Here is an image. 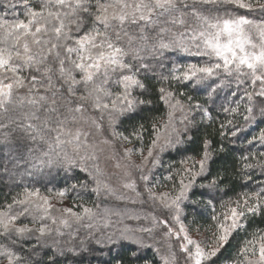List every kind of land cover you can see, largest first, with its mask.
Returning <instances> with one entry per match:
<instances>
[{"label":"snow or ice","instance_id":"obj_1","mask_svg":"<svg viewBox=\"0 0 264 264\" xmlns=\"http://www.w3.org/2000/svg\"><path fill=\"white\" fill-rule=\"evenodd\" d=\"M220 2L247 12H258L261 18L231 13L205 15L196 7L197 3L208 5ZM18 3L24 10L25 19L0 17V112L6 113L10 107L22 108L26 104L29 110L23 113L24 123L17 126L29 139L47 146L36 157L39 163L62 167L66 172L74 168L87 172L95 182L92 191L97 196L102 192L111 196L115 192L100 179L99 165H89V161L98 159L95 145L87 143L89 132L76 125L81 121L85 124L90 121L97 130L101 128L96 118L86 115L88 107H91L100 113V120L107 118L114 137L130 142L128 136L116 131V126L133 119L153 104L146 83L148 77L142 79L139 75L141 71L155 72L154 67L146 62L149 58L159 61L166 52L205 58L202 63L174 66L170 75L161 79L170 85L178 82L183 87L191 86L193 90L203 89L208 100H212L219 90L230 87L233 81L237 88L246 85L235 107H224L223 111L235 116L246 100L245 125L257 122L254 98L259 97L264 103V0H192L191 4L188 0H39L38 6L33 4V0H18ZM16 6L11 3L6 5L8 8ZM188 18H192L193 23H189ZM72 26H75L76 32L82 31L83 34L73 35ZM177 27L184 30L177 31ZM129 56L131 61L127 59ZM25 72L29 75H24ZM113 84L118 86V91L110 90ZM81 86L83 91H80ZM25 88L27 95L20 96L19 90ZM156 91L159 93L158 100L167 108L166 120L160 124L155 120L152 123L153 138L147 155L139 150L142 159L136 167L141 171L143 165L149 162L153 167L159 163V156H154V152H163L183 143L184 134L190 126H195L194 111L202 113V120L212 119L210 110L200 103L185 106L171 87L161 86ZM236 94L232 92L233 96ZM179 95L183 97L185 93L180 92ZM188 100L191 101L192 97L188 96ZM178 111L183 114L180 119L183 129L176 126ZM40 112H43V117ZM259 116L264 118V106L259 108ZM220 127L232 129L229 133L221 131L222 137L226 134L236 137L246 130L235 125L232 119L221 123ZM139 128L134 130L133 135L142 140L144 125ZM255 141L264 145V128L247 143ZM211 143L208 139L204 140L199 160L189 157L181 161L182 165L188 166L180 174L178 189L173 186L172 192L157 194L153 191L154 185L148 187L149 176L141 175L149 198L159 201L164 209L174 211L172 220L179 229L176 231L167 220L152 216L153 228L124 227L107 235V243L117 246V257L113 258L115 264H139L144 259V250L153 247L146 243L142 234L147 233L151 237L154 228L161 225L167 229L165 237L180 241L179 250L184 254L185 264H215L233 234L245 228L247 218L264 213V188L244 192L235 200L229 198L222 202L223 211L212 216L215 224L210 243L202 244L189 236L180 218L182 204L190 199L197 178L205 176L210 170L213 157ZM220 150L223 151V148ZM131 152L132 149H125V156ZM260 156L264 157V152ZM250 158L257 159L255 154L240 157L244 161L242 169L245 172L255 167L264 170V159L252 164L247 162ZM189 160H192L190 165ZM125 176L130 177V173L125 172ZM246 178L251 179L250 176ZM222 180L223 177L213 178L207 185L200 186L215 188ZM79 186L87 187L84 183ZM122 186L137 197L141 195L133 179L129 178ZM76 188L77 184L55 192L49 188V194L45 195L39 188L25 187L22 193L13 197L12 202L0 210V237L11 239L15 245L18 239L34 236L36 243L32 245L31 253L38 255V249L50 247L52 254L45 251L47 261L43 258L26 259L14 248L0 245V258L7 264H58L57 257L65 256L66 251L79 255L75 248H60L59 241L54 238L49 245L48 238L53 228L45 223L51 221V224L57 225L56 235L62 236L60 226L69 227V218L78 222L85 217L90 220L96 218L97 213L83 205L80 212L73 211L72 207L54 208L51 203L53 197L58 203H63L68 193ZM116 199L124 197L116 196ZM132 202L135 203V200ZM209 203L212 201L209 200ZM15 208L20 210L14 211ZM53 211L60 212L61 216L52 215ZM104 213L105 226L111 215H120L109 209H105ZM26 214L32 217L33 227L18 224ZM129 219L140 217L130 216ZM96 243L103 245L104 240L98 239ZM168 249V254L161 255V264H177V256L170 243ZM121 252L127 253L126 260ZM156 252L160 253L159 248ZM144 264H151V261L145 259ZM228 264H264V231L253 232Z\"/></svg>","mask_w":264,"mask_h":264},{"label":"trees","instance_id":"obj_2","mask_svg":"<svg viewBox=\"0 0 264 264\" xmlns=\"http://www.w3.org/2000/svg\"><path fill=\"white\" fill-rule=\"evenodd\" d=\"M188 2L191 4L192 0H188ZM10 3L17 4V6L15 8L6 7ZM38 3L39 0H33L35 6H38ZM196 7L205 15L223 16L226 13H231L233 15H247L254 19L261 18L258 12L249 13L244 9H239L234 5L223 2L208 5L197 3ZM0 17L8 20L26 18L23 8L19 6L18 0H0ZM188 19L189 23H193L192 18ZM175 30L183 31L184 29L177 27ZM72 31L73 35L83 34L82 31L79 33L76 32L75 26H72ZM142 55H146V53H142ZM127 59L131 61V56ZM204 59L196 55H185V53L181 52H166L159 61L151 58L147 59L146 62L154 67L155 72L144 73L141 71L139 75L142 79L145 76L148 77L146 83L149 85V98L153 100V104L133 119L126 120L123 124H118L116 131L129 137L130 142H126L132 146V149L146 151L153 138L152 123L155 120V122L160 124L166 118L167 108L163 102L158 100L159 93L156 91L161 86L171 87L176 92V97L181 99L185 106L200 103L203 107L210 110L212 117L210 121L202 120V113L194 111L195 126H190V130L184 134L183 143L162 152L159 159L160 163L155 167L156 175L150 174L148 181L152 183V186H155L154 188L163 187L165 189L168 188L169 191L171 187L175 186L178 189L180 174L183 168L188 166L182 165L181 161L189 157H192L194 160H199L203 151L204 140H210L212 142L211 150L213 152L212 161L209 165L210 170L205 176L197 178L196 186L193 189L190 199L182 204V222L186 228L191 231L199 230L209 235L214 231L215 222L212 220V216L223 211L221 208L222 202L228 201L229 198L235 200L241 193L258 191L264 188V170L255 167L245 172L242 169L244 161L240 159L241 156H251V154H255L257 159L253 160L250 158L247 161L248 163L257 164L259 160L264 159V157L260 156V153L264 152V145L259 141H255L252 144L247 143L252 136L258 135L259 131L264 128V118L259 116V108L264 106V103L261 102V98H254V111L257 116V122L245 125L243 116L245 114L244 104L247 103L246 100L241 103L239 113L235 116L225 113L223 108L235 107V102L243 96L246 85H241L237 88L233 81L230 87L224 88V92L221 89L212 100H208L207 92L203 89L193 90L191 86L183 87L178 82H172L170 85L161 79L163 76H169L174 66L202 63ZM132 62L134 64L137 63L136 61ZM23 74L26 76L29 75L28 72ZM117 89L118 86H114L113 90L117 91ZM80 91H83L82 86ZM180 92H184L185 95L181 97L179 95ZM232 92H236V96H233ZM18 94L20 96H26L27 89L19 90ZM188 96L192 97L191 101L188 100ZM28 110L29 108L25 104L22 108L10 107L6 113L0 112V210H3L6 204L11 203L13 197L22 193L25 187L29 189L39 188L42 193L49 194V188L55 192L64 188H70L72 184H77V188L68 193L67 199L71 201L70 203H77L79 206L83 205L84 207L88 206L92 208L97 213V216L94 220L85 217L82 221H74V225H69L68 229L60 226L63 235L57 236L56 232L53 231L48 238V244L51 245L52 239L54 238L59 241L60 248L65 250L67 248H75L79 253V255L74 256L72 253L66 251L65 256L57 257L58 264H106V262L108 264H115L113 258L117 257V246L108 244L105 238L107 235L124 228L120 224L126 221L125 214L137 216L141 207L134 206L135 204L129 202L115 203L113 200L97 196L92 191L95 187L94 180L87 175V172H81L79 168H74L66 172L62 167H48L46 164L41 165L36 157L40 156L41 152L45 151L47 146L42 142L32 141L17 126L18 124L24 123L23 113ZM87 112H90V110L88 109ZM94 112L96 113V111ZM39 115L43 117V112H40ZM228 119H232L235 125L241 126L246 130L242 131L236 137H232L229 134L222 137L220 135L221 131L229 133L232 130L231 128L221 129L220 127L221 123H226ZM141 124L144 125V129L141 132L143 139L138 140L133 135V132L134 130H140L139 126ZM3 125H7V127ZM221 148H223V151L220 150ZM3 159L6 160L4 164L1 162ZM93 163L97 164V160L89 161V165ZM191 163L192 160H189V165ZM34 169H36L35 172L37 173L35 175L39 180L32 183L28 177L26 178L23 175L34 173ZM3 170L4 172H2ZM5 171H7V174ZM104 175H101L100 179H103ZM169 176L172 179H166ZM247 176H250L251 179H247ZM219 177H223V180L215 188L200 186L201 184L207 185L213 178ZM45 180L49 183H44L43 181ZM81 183L86 184L87 187H80L79 185ZM140 189L144 191V183ZM145 197L146 200H152L149 198L148 192L144 194ZM209 200L212 203H209ZM110 206L114 207L119 213H122V216L113 215L114 217H112L115 220L113 225L117 228L115 231L109 228L111 225L109 227L101 226L104 225L102 221L104 210L109 209ZM19 221H30V219L23 216ZM127 221V224L131 225L127 226L129 228L150 227V222L148 224L146 218H141L138 222L133 220ZM257 230L264 231V213L247 218L245 228L233 234L229 244L221 251L215 264H228L234 258L240 245L246 239H250L252 233ZM142 235L146 243L160 245L164 254L165 252H169L166 250L168 248L162 244L165 238L161 230L155 233L153 231L151 237L147 233ZM98 239L104 240L103 244L105 245L95 244ZM172 242L174 245L175 240H172ZM7 243L9 244V238L0 237V245H7ZM35 243L34 236L32 238L26 237L24 239H18L15 245L11 243L9 247L20 252L26 259L35 260L43 258L44 261H47V255L44 253L47 251L51 255V248L38 249V255H33L31 249ZM109 249H111V252H109ZM162 252L157 254L155 247L144 250V259L139 261V264H144L145 259L151 261V264H161ZM120 255L124 256L126 260V252H121Z\"/></svg>","mask_w":264,"mask_h":264},{"label":"rangeland","instance_id":"obj_3","mask_svg":"<svg viewBox=\"0 0 264 264\" xmlns=\"http://www.w3.org/2000/svg\"><path fill=\"white\" fill-rule=\"evenodd\" d=\"M249 13H253V12H249ZM186 54L187 53H185V55ZM182 56H180V57H182ZM114 86H116V85L113 84V86H110V90L113 92H116L113 90ZM118 90L119 89H117V91ZM222 91L224 92V89H222ZM88 109L90 110V112H86V115L89 117L96 118L98 120V122L101 124V128L99 130H97L95 128V126H91L90 121L87 124H85L83 121H81L78 126L83 127V129L85 131L89 132V136L87 137V143H89L90 145H95V151H96V155L98 157L97 164L99 165L100 169L102 170L101 171L102 175L105 174L104 178L102 180L104 182H106L107 184H109L115 192V195H111V196L102 192L99 196H101L102 198H107L108 200H113V201H115V203L129 202V203L135 204L134 206H140L141 209L139 210L137 216H139L140 219L146 218L148 220V224L150 222V227H147V228H153V222H152L151 217L155 216L158 219L167 220L168 224H170L174 228V230L178 231L179 226L177 224H175V222L172 220V216L175 214L174 211L164 209L160 205L159 201L146 200V197L144 198V194H146L147 191H145V189H144V191H142V189H140L141 185L143 183L145 184V182L140 179L141 175L142 174L148 175L149 178H150V174L156 175L155 174L156 173L155 167L160 163V161L158 164L155 165V167H153L152 163L149 162L148 164L143 165L142 171H141V169H138L136 167V165H140L141 159H142L140 151L132 149V146L127 144V142L125 140H123V138L114 137L112 135V130L108 126L107 118L105 117V119L100 120L99 119V117H100L99 112L96 111V113H95L94 110L91 109V107H89ZM182 115L183 114L180 113L179 111L176 113V126L179 129H183V125L180 123V119H181ZM165 120H166V118L161 123H163ZM161 131H163V129H161ZM105 140L109 141V143H107V144L103 143V141H105ZM129 148L132 149V152L130 155L125 156V149H129ZM143 154L147 155V150L143 151ZM161 154H162V152H159V153L154 152V156L158 155L159 159H160ZM150 160H151V158H150ZM1 162L4 164V163H6V160L3 159ZM117 165H119V167H117ZM35 171H36V169H34V171H33L34 173H32V174L28 173V174H25L23 176H26V178L28 177L29 180L32 181V183H34V182H36V180H39V179H37V176L35 175V173H37ZM2 172H4V170ZM125 172L130 173V177L125 176ZM5 173L7 174V171H5ZM129 178L136 181L137 189L141 193V195L139 197H137L135 195V193L129 191L128 189L123 188V186H122L123 183L126 180H128ZM43 182L47 183L48 181L45 180ZM148 187H152V183L148 182ZM172 190H173V187H171L169 191H168V188L165 189L163 187L162 188L156 187L153 189V191H155L157 194L162 193V192H172ZM45 195H48V194H45ZM116 196H122V197H124V199H116ZM133 200H135V203L132 202ZM70 202L71 201H69L67 198L63 201V203H58L54 197L51 199V203L54 205V208L72 207L73 211H76V212L82 211V208L77 203L73 204ZM85 207H88V206H85ZM19 210H20L19 208L14 209V211H19ZM109 210H111L112 213H119L112 206L109 207ZM119 214L120 215H117V216H122V213H119ZM52 215L59 217V216H61V213L53 211ZM104 215H105V213H104ZM104 215L102 218L103 222H104ZM125 215H126V218H125L126 221H123L122 224H120V225H122L121 227L131 226V225L127 224L128 223L127 220H129V221L133 220V221H137V222H138V220H140V219H129L130 215H128V214H125ZM24 217H27L28 219H30V221H18V224H20V225L27 224L29 227H33L32 217L30 215H27V214ZM112 217H114V216L113 215L110 216L107 226H105V222L103 223L104 225H101V226L102 227H109L111 225L109 228H111L115 231L117 228H115L113 225L115 223V220L112 219ZM180 218L182 221V213H181ZM74 221H75L74 219L69 218V225L73 226ZM45 223L49 224V226L51 228H53V231H55V228L57 227V225L51 224V221H46ZM131 223H133V222H131ZM68 228L69 227H67V229ZM159 230H161L162 235L165 238L164 243H162L163 246L168 248V244L170 243L172 245V250L175 251V253H176L177 264H185L184 254L181 253L179 250L180 241L176 240L175 238H172L169 240L167 237H165L164 232H166L167 229L163 225H161L159 227H155L154 233L159 231ZM188 234L192 239L201 241L202 244L210 243L212 240V234L207 235L206 233L199 231V230H192V231L188 230ZM172 240H175L174 245H173ZM95 244H97V243L95 242ZM9 245H11V239H9V244L7 243L6 246H9ZM103 245H105V244H103ZM151 245H153V244H151ZM153 247H155V249L159 248L160 253L163 251L162 248L160 247V245L158 246L156 244V245H153ZM166 250L169 251V249H166ZM166 254H168V252H165V254H164V251H163L161 255H166ZM0 264H7V262H6V260L0 258Z\"/></svg>","mask_w":264,"mask_h":264}]
</instances>
